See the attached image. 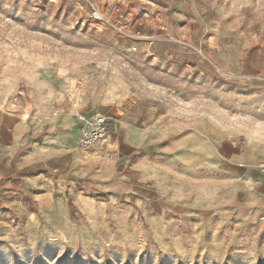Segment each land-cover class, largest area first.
Segmentation results:
<instances>
[{"label":"rangeland","instance_id":"rangeland-1","mask_svg":"<svg viewBox=\"0 0 264 264\" xmlns=\"http://www.w3.org/2000/svg\"><path fill=\"white\" fill-rule=\"evenodd\" d=\"M19 90L103 111L117 151L62 190L0 179V264H264V0H0Z\"/></svg>","mask_w":264,"mask_h":264},{"label":"crops","instance_id":"crops-1","mask_svg":"<svg viewBox=\"0 0 264 264\" xmlns=\"http://www.w3.org/2000/svg\"><path fill=\"white\" fill-rule=\"evenodd\" d=\"M55 110L36 104L25 119L27 112H12L0 103V179L24 175L25 186L50 188V174L56 173L62 190L65 177L83 169L76 115L61 116Z\"/></svg>","mask_w":264,"mask_h":264},{"label":"built area","instance_id":"built-area-1","mask_svg":"<svg viewBox=\"0 0 264 264\" xmlns=\"http://www.w3.org/2000/svg\"><path fill=\"white\" fill-rule=\"evenodd\" d=\"M118 11V8L115 9ZM145 20L153 19L152 13L147 10H143L141 14ZM86 21H90L93 27L100 30L102 27L114 26L111 21L97 8L92 7L90 14L86 18ZM163 30L166 27L161 23H158ZM120 30V29H119ZM121 31V30H120ZM25 100L24 91L19 90L16 92L12 101L9 104L8 109L12 112H19L27 114L25 119L29 118L28 107H20V103ZM63 111V107H58L55 110V114H59ZM76 119L79 129V138L77 142L78 150L92 160L101 161L112 157L117 151L116 142L110 136L107 126L106 114L99 110L93 109L76 114ZM259 172L264 171V159L258 164Z\"/></svg>","mask_w":264,"mask_h":264}]
</instances>
